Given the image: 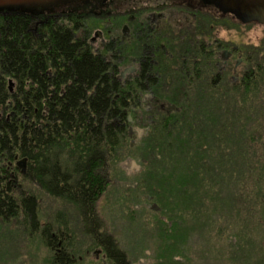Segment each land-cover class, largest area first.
<instances>
[{"label": "trees", "instance_id": "trees-1", "mask_svg": "<svg viewBox=\"0 0 264 264\" xmlns=\"http://www.w3.org/2000/svg\"><path fill=\"white\" fill-rule=\"evenodd\" d=\"M78 37L71 39L58 26L47 31L41 55H19L12 47L0 58V70L18 72L0 74V116L10 117L0 120L1 224L18 218L31 234L38 231L52 252L47 264H76L61 232V250L54 251L52 224L41 225L34 194L25 195L13 185L14 179L38 181L42 193L75 207L95 242L103 244L106 259L129 264L126 254L113 247L116 239L100 229L97 202L109 186L112 158L115 163L121 143L132 137L137 141L129 148L138 153L143 170L134 176L136 187L124 191L125 201H151L154 208L136 212L131 207L122 218L149 229V243L141 250L145 263L246 264L250 247L264 244L256 232L262 222L253 215L264 209V116L253 120V106L230 104L246 99L247 93L219 90L212 107L195 104V91H178L179 103L168 111L158 109L149 123L140 124L146 131L138 139L130 135L128 121L135 92L121 85L108 61ZM51 38L56 57L55 71L49 73ZM7 78L14 82L12 93ZM259 82L257 76L249 84L257 100L264 99ZM40 99L45 100L43 113ZM254 108L264 112V105ZM15 158H26L24 176L13 178V170L5 167ZM56 218L58 229L65 231L64 213Z\"/></svg>", "mask_w": 264, "mask_h": 264}, {"label": "flooded vegetation", "instance_id": "flooded-vegetation-1", "mask_svg": "<svg viewBox=\"0 0 264 264\" xmlns=\"http://www.w3.org/2000/svg\"><path fill=\"white\" fill-rule=\"evenodd\" d=\"M58 26L65 28L71 39L79 36L90 52L108 61L111 73L121 85L135 92L131 105L138 106L139 102L149 100L151 106L162 110L175 107L179 103L177 92L183 90L195 91L199 105H216L219 90L247 93L246 99L230 104L264 105V99L253 98L250 92L255 88L249 85L258 76L261 81L258 91L264 98V25L242 22L213 3L204 0H0V58L6 57L12 47L19 55H41L47 31ZM15 27L19 31L17 37L13 35ZM251 29L260 34L255 40L250 38ZM224 30L232 38L220 36ZM50 51L49 73L55 71L52 38ZM11 73L18 72L0 70L2 75ZM6 84L10 90L14 85L9 78ZM157 92L163 96L156 95ZM39 101L43 113L45 100ZM9 118L0 116V120ZM139 119L144 120L142 116ZM40 125L39 122V128ZM16 161L15 158L14 164L5 165L13 170V178L18 175L16 172L24 176L27 170V163L21 172ZM36 184L40 187L38 181ZM61 230L52 225L54 251L61 250L62 246L58 232L67 234Z\"/></svg>", "mask_w": 264, "mask_h": 264}, {"label": "rangeland", "instance_id": "rangeland-1", "mask_svg": "<svg viewBox=\"0 0 264 264\" xmlns=\"http://www.w3.org/2000/svg\"><path fill=\"white\" fill-rule=\"evenodd\" d=\"M251 40H255L258 35L254 29L249 31ZM220 36L230 37V32L224 30L219 33ZM255 35V37H253ZM7 80V79H6ZM14 83V82H13ZM7 88V84L5 85ZM15 85H11L9 92L12 93ZM156 95L163 96L162 93L157 92ZM143 96H141L142 98ZM168 98L172 99L170 95ZM136 101V100H135ZM133 104V103H132ZM196 104V103H195ZM152 102L146 100L139 102L138 106L132 105L133 113L129 123H132L130 128V135H138V139L144 135L146 130L142 129V124L149 123V119L155 112H158L160 107L151 106ZM213 107V106H212ZM251 107V106H247ZM256 107V106H255ZM171 106L161 111H168ZM244 108V107H241ZM151 114V116H149ZM252 119L254 116L262 119L264 112L260 108H252ZM141 116H144V120L141 122ZM147 116V117H146ZM134 119L139 121L134 122ZM141 124V125H140ZM141 136V137H140ZM135 138H126L120 145L118 151L119 156L115 157V163L112 164L111 177L109 186L103 196L98 200V215L97 219L102 223V229L105 234L107 233L111 237H114L117 241L113 243V247L118 246L126 254V259L129 264H146L147 258L141 252L142 248L149 243V229L138 223L134 224L130 219L126 220L122 218V215L128 208L134 209L136 212L145 209H153L154 204L151 201H147L143 204L140 202L136 203V199H133L130 203H126L125 199L128 196L124 191L126 188L134 189L137 185L135 182V175L143 170V166L139 160V155L136 150H131L130 143H133ZM125 144V147L121 146ZM117 153V155H118ZM19 160V159H17ZM132 162L134 164H132ZM14 164V163H13ZM18 175L19 173L16 172ZM126 176V179H121L120 175ZM17 188L24 190L25 195L34 194L38 201V218L40 221H45L58 226L56 215L58 212L64 213L65 221L68 227L65 229L67 234L65 235V244L68 246V253L76 264H114L112 260L106 259L103 244H99L95 241L91 235L90 229L84 225V220L80 218V214L75 210V207L70 205L68 202L59 200L55 196L44 194V192L36 182L27 181V179H20L13 183ZM33 192V193H32ZM256 209V207H255ZM140 214V213H139ZM137 214L136 216H139ZM255 219H260L262 227L256 232L261 233L264 236V209L257 208L256 213H253ZM252 215L249 216L248 220L251 219ZM13 221V224L3 226L0 222V264H47L52 252L46 249L40 239L39 232L31 234V230L27 226L21 227L18 222ZM23 220V219H22ZM40 222V223H41ZM139 222V221H138ZM18 224V227L15 224ZM27 225V223H26ZM41 229V228H40ZM102 240V238H100ZM114 241V240H113ZM118 244V245H117ZM67 251V248H65ZM250 258L246 264H264V244L261 246L250 247ZM201 253V252H200ZM149 254V252L147 253ZM198 253H195L196 257ZM232 258V257H231ZM230 260H226L225 263ZM149 262V260H148ZM185 260H182L181 264H186ZM194 264H199L194 263ZM232 264V263H231Z\"/></svg>", "mask_w": 264, "mask_h": 264}, {"label": "water", "instance_id": "water-1", "mask_svg": "<svg viewBox=\"0 0 264 264\" xmlns=\"http://www.w3.org/2000/svg\"><path fill=\"white\" fill-rule=\"evenodd\" d=\"M215 4L222 12L235 15L242 22H255L264 25V0H204ZM128 120L131 117L128 116ZM132 164H134L132 162ZM21 172L25 171L26 158L16 161Z\"/></svg>", "mask_w": 264, "mask_h": 264}]
</instances>
